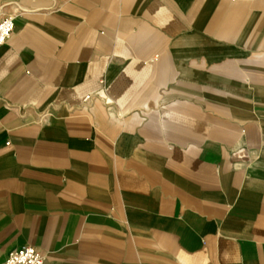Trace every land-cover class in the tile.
Returning <instances> with one entry per match:
<instances>
[{
  "label": "crops",
  "instance_id": "1",
  "mask_svg": "<svg viewBox=\"0 0 264 264\" xmlns=\"http://www.w3.org/2000/svg\"><path fill=\"white\" fill-rule=\"evenodd\" d=\"M0 264H264V0H0Z\"/></svg>",
  "mask_w": 264,
  "mask_h": 264
},
{
  "label": "built area",
  "instance_id": "2",
  "mask_svg": "<svg viewBox=\"0 0 264 264\" xmlns=\"http://www.w3.org/2000/svg\"><path fill=\"white\" fill-rule=\"evenodd\" d=\"M13 18H0V49L7 43L13 32ZM44 256L34 247L26 246L10 253L4 264H43Z\"/></svg>",
  "mask_w": 264,
  "mask_h": 264
}]
</instances>
